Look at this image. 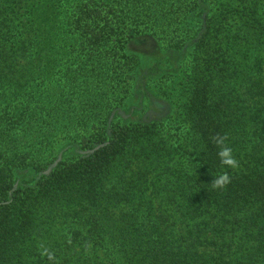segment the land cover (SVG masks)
<instances>
[{
  "label": "trees",
  "instance_id": "16d2710c",
  "mask_svg": "<svg viewBox=\"0 0 264 264\" xmlns=\"http://www.w3.org/2000/svg\"><path fill=\"white\" fill-rule=\"evenodd\" d=\"M0 264H264V0H0Z\"/></svg>",
  "mask_w": 264,
  "mask_h": 264
},
{
  "label": "rangeland",
  "instance_id": "374dc122",
  "mask_svg": "<svg viewBox=\"0 0 264 264\" xmlns=\"http://www.w3.org/2000/svg\"><path fill=\"white\" fill-rule=\"evenodd\" d=\"M114 37H117L115 41H113L102 53L100 51H92L89 53V49L86 46L85 50L82 51V55H85L89 53V55L92 58H96L100 55H105V57L108 59L104 67L108 68L112 73L116 76L112 77L113 79H124L123 78V69L127 70V68L123 67L124 62L126 61L125 56L127 55V45L125 42L127 41L126 36L119 35L118 32H116ZM156 42L154 39H149L147 43L142 44L141 46L136 47H130V50L132 51V48L136 52H152L155 50ZM133 52V51H132ZM103 67V68H104ZM109 72V71H108ZM55 79H57L55 77ZM164 102V101H163ZM163 106H159V104H156L155 107H152L149 109V111H145L144 115L145 117H148L150 120L154 119L157 121H161L162 119L171 117V110L167 109V107H164L165 102H159ZM166 106V105H165ZM141 117V116H140ZM165 120V119H164ZM163 122V127L166 131H169L170 133L176 129V127H179L176 122L173 120H166Z\"/></svg>",
  "mask_w": 264,
  "mask_h": 264
},
{
  "label": "clouds",
  "instance_id": "9594fccd",
  "mask_svg": "<svg viewBox=\"0 0 264 264\" xmlns=\"http://www.w3.org/2000/svg\"><path fill=\"white\" fill-rule=\"evenodd\" d=\"M226 137H217L215 139L216 145L219 147V151L217 156L220 160V164L228 169H235L237 168L238 161L233 155V151L230 147L225 146ZM211 186L213 189L223 190L226 186L231 183V177L228 172H222L216 174L214 177H211ZM41 255H47L49 261H53V255L45 249Z\"/></svg>",
  "mask_w": 264,
  "mask_h": 264
}]
</instances>
